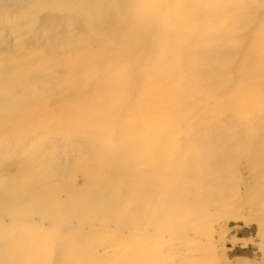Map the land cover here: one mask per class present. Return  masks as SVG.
I'll list each match as a JSON object with an SVG mask.
<instances>
[{
    "label": "rangeland",
    "instance_id": "374dc122",
    "mask_svg": "<svg viewBox=\"0 0 264 264\" xmlns=\"http://www.w3.org/2000/svg\"><path fill=\"white\" fill-rule=\"evenodd\" d=\"M132 1L20 0L12 8L47 4L35 32L24 31L18 43L29 54L9 36L0 38L2 57L12 50L24 62L52 47L51 35L62 44L77 36L90 48L117 46L131 85L117 103L118 93L98 94L101 76L93 74L80 95V79L69 82L61 67L46 74L38 63L3 85L0 102L12 105L0 112V264H264V8L240 28L227 64L192 82L193 120L177 128L182 104L174 117L161 106L158 115L171 124L156 125L162 137L143 144L114 136L151 68L138 63L148 44L144 24L123 15ZM97 114V126L100 115L111 118L109 135L108 128L100 138L86 133L93 135L89 119ZM172 124L180 134L170 141L163 137ZM109 245L115 252L104 260Z\"/></svg>",
    "mask_w": 264,
    "mask_h": 264
},
{
    "label": "bare ground",
    "instance_id": "6f19581e",
    "mask_svg": "<svg viewBox=\"0 0 264 264\" xmlns=\"http://www.w3.org/2000/svg\"><path fill=\"white\" fill-rule=\"evenodd\" d=\"M18 1L20 0H0V38L3 37L4 43H6L5 40L10 39L9 36H12L11 40L14 42H10L11 46L17 47V50L21 53L29 54L25 52L27 49L22 50L18 43L26 36V31L35 32L33 23L36 21L37 11L46 7L47 4L44 3L43 7H39L34 3L29 6L21 5L15 14L12 8L17 5L16 3H19ZM245 1L248 0H133L130 7L124 6L123 15L132 20L133 15L136 14L137 16L135 15L134 20L138 17L136 20L144 24V33L139 34L144 37L143 39L148 44H146L144 50L140 51L141 56L139 61H137L138 63L147 61L150 63L151 68H149L148 76L144 77V74L140 78L141 86L139 91L134 96L132 105L124 112V117L114 130L116 132L114 136L118 142L131 140L140 141L144 144L151 141V139L154 140L153 138H161L162 134H158L156 129L154 130L155 126L171 124V121H165V115L164 117L163 115H158V110H161L162 107L168 109L171 117H174L175 108L182 104L181 115L179 116L180 125H175L177 128H181V124L184 125L185 122L193 120L191 116L195 113V101L192 94L194 93L195 84L192 82L204 69H208V72H216L227 64L230 53L228 51H230L232 46L237 45V42L239 43L237 34L241 30L240 28L251 21L254 22L255 11L264 8V0H252L249 3H245ZM3 4L6 6H3ZM214 27L218 29L214 30ZM134 31L136 32V30ZM51 36L52 47H39L35 54H32V52V55H27L28 59L24 62L23 59L18 62L14 60L17 58L13 57L14 53L12 50L8 51V54H5L4 57L0 55V91L5 90L3 85H6L7 80H18L19 77H25L26 74L33 70L31 66L38 63V68L41 70L45 69L46 74H50L55 67H61L66 69L65 75L68 81L70 78L74 81L80 79V83L77 85V91L80 95L85 94L83 91L87 80L84 78L94 74L101 76V88L97 91L99 92L98 94L109 96L110 98H114V95L119 94V98L122 99L117 103L125 100L127 95L125 90H129L128 87L131 85V83L129 85L127 83L128 77L125 71L129 69V63L123 59V54H119L120 49L117 46L109 44L95 49V46L90 48L89 41L77 39V36H67L63 44L60 39L54 40L53 35ZM18 57L20 56L18 55ZM46 62H48V67L44 68L42 65H47ZM175 81L182 82L180 93L182 94L183 92L185 95H178L177 86L174 88V85L177 84ZM174 91L175 94L170 97ZM161 96L164 97L163 101L160 100ZM176 98H179L177 103L174 102ZM110 102H113V99H108L104 103L110 105ZM10 105H12L10 101L0 102V112L9 111ZM111 110H104L100 114L106 115ZM105 115H100L99 120L102 123L98 126L96 123L98 114L89 119L92 123L91 131H93L92 135L86 130L89 136L96 137L98 134L100 138L101 129L105 128H108V135L111 133V118L107 120ZM157 115L159 116V121L156 120ZM167 118L169 119L170 116L167 115ZM174 128L172 124L168 129L169 133L164 134L163 138L170 140L178 137L180 132L178 133ZM187 129L189 130V128ZM181 131L183 133L182 129ZM195 134V130L189 131L187 132V137L193 140ZM104 138H107V136H104ZM143 149L146 148L143 147ZM90 173L91 171L89 175ZM96 175H98L97 172ZM94 187L96 189L97 186ZM93 192L90 194L91 196ZM88 198L91 197L89 196ZM86 200L88 201L87 198ZM90 200L92 199H89V203ZM92 204H94V201ZM88 205L90 206L91 204ZM111 228L114 229L113 227ZM89 229L88 227L86 228V230ZM103 247L102 258L105 260L115 250L111 245ZM221 252H224V250H221ZM103 264H115V261L113 262V258H111Z\"/></svg>",
    "mask_w": 264,
    "mask_h": 264
}]
</instances>
